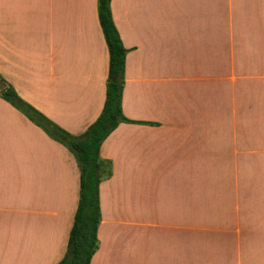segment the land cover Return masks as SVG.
I'll return each mask as SVG.
<instances>
[{
  "label": "crops",
  "instance_id": "1",
  "mask_svg": "<svg viewBox=\"0 0 264 264\" xmlns=\"http://www.w3.org/2000/svg\"><path fill=\"white\" fill-rule=\"evenodd\" d=\"M127 48L99 154L90 264H264V0H110ZM96 0H0V75L78 135L102 109ZM79 197L72 152L0 96V264H56Z\"/></svg>",
  "mask_w": 264,
  "mask_h": 264
},
{
  "label": "trees",
  "instance_id": "2",
  "mask_svg": "<svg viewBox=\"0 0 264 264\" xmlns=\"http://www.w3.org/2000/svg\"><path fill=\"white\" fill-rule=\"evenodd\" d=\"M98 21L108 50V74L102 109L86 129L73 135L20 97L0 75V96L10 102L48 136L65 145L74 155L79 168V197L68 234L66 250L56 264H90L97 246L100 220L98 186L110 175V162L102 159V141L120 123L131 122L121 106L127 48L123 45L112 19L110 0H96Z\"/></svg>",
  "mask_w": 264,
  "mask_h": 264
}]
</instances>
